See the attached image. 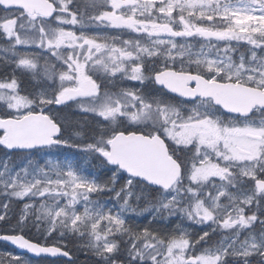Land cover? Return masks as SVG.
I'll return each instance as SVG.
<instances>
[{
	"label": "snow or ice",
	"instance_id": "6c2138e0",
	"mask_svg": "<svg viewBox=\"0 0 264 264\" xmlns=\"http://www.w3.org/2000/svg\"><path fill=\"white\" fill-rule=\"evenodd\" d=\"M0 242L264 264V0H0Z\"/></svg>",
	"mask_w": 264,
	"mask_h": 264
},
{
	"label": "water",
	"instance_id": "95a60500",
	"mask_svg": "<svg viewBox=\"0 0 264 264\" xmlns=\"http://www.w3.org/2000/svg\"><path fill=\"white\" fill-rule=\"evenodd\" d=\"M0 243L4 244V245H6V246H8V247H10V248H13L14 250H16V251L19 253V250H18V249H15L14 246H12V245H10V244H8V243H6V242H0ZM28 256L30 257L31 254H28ZM32 259H34V260H38V259H41V258L33 257ZM46 259H48V260H54L55 258H51V257H49V258H46Z\"/></svg>",
	"mask_w": 264,
	"mask_h": 264
},
{
	"label": "rangeland",
	"instance_id": "374dc122",
	"mask_svg": "<svg viewBox=\"0 0 264 264\" xmlns=\"http://www.w3.org/2000/svg\"><path fill=\"white\" fill-rule=\"evenodd\" d=\"M4 251H13V250H11V249H9V248H6V247H1L0 246V253H2V252H4ZM15 252V251H14ZM17 253V252H16ZM26 258H29V257H27L26 256ZM32 264H38V261H34V260H32Z\"/></svg>",
	"mask_w": 264,
	"mask_h": 264
},
{
	"label": "trees",
	"instance_id": "16d2710c",
	"mask_svg": "<svg viewBox=\"0 0 264 264\" xmlns=\"http://www.w3.org/2000/svg\"><path fill=\"white\" fill-rule=\"evenodd\" d=\"M146 222V221H145ZM1 247H4L2 245H0ZM51 261H47V260H41L38 262V264H50Z\"/></svg>",
	"mask_w": 264,
	"mask_h": 264
}]
</instances>
